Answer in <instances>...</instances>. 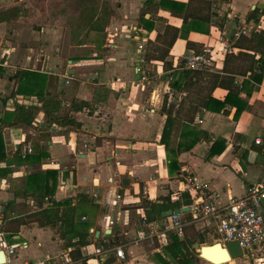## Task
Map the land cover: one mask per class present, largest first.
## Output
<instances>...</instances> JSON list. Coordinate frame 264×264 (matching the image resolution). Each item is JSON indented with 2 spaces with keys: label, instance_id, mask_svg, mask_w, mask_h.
Wrapping results in <instances>:
<instances>
[{
  "label": "crops",
  "instance_id": "1",
  "mask_svg": "<svg viewBox=\"0 0 264 264\" xmlns=\"http://www.w3.org/2000/svg\"><path fill=\"white\" fill-rule=\"evenodd\" d=\"M146 1L116 0L115 15L108 24L116 26V32L108 38L110 43L103 45L109 51L103 57L90 54L95 57L87 58L76 48L75 55L64 57L59 45L48 58L36 54L43 67L48 59V65L40 70L59 76L60 84L67 90L56 96L62 102L60 113L80 122V128L47 123L42 109L31 126L0 124L6 152V159H0V231L4 240L16 248L20 261L107 264L94 254V249L99 245L98 238H106L109 230L106 239L115 262L164 264L161 256L171 260L166 254L170 244L164 245L157 237L155 243L136 240L147 213L146 200L176 201L183 194L193 200L194 185L206 183L205 193L222 213L231 197L245 195L252 187L264 188V78L261 83L252 79L253 74L260 72L255 61L261 56V48L251 35L232 37L233 30L256 21L249 18L252 10L259 8L264 15V0H174L176 3L168 8L146 6ZM18 2L0 0V6L7 8ZM222 16L227 20H222ZM143 17L152 21L151 30L146 28ZM6 23L1 22L0 28ZM50 29L49 37L56 38L58 28ZM226 38L230 41L228 53L221 51ZM89 45L78 44L79 48ZM206 49L215 56L210 64L182 75L187 58ZM31 59V54L23 58ZM64 62L68 66L63 72ZM16 73L0 75V117L13 111L16 103L42 106L38 95L16 92L20 83ZM224 75L236 77L235 83L240 87L244 81H251L239 92L238 98L246 104L239 117H235L236 104H227L220 112L205 108L209 96L225 99L228 90L217 83ZM142 76L146 79L142 80ZM75 79L79 84L71 89L69 84ZM48 82L49 77L40 86H33V82L29 86L34 93L46 88L50 98L56 88L54 81L49 86ZM81 100L88 101L89 106L73 110L72 103ZM168 115L172 121L170 133L164 134ZM199 129L206 131L208 138L179 152L182 133L188 144ZM217 139L226 143L225 150L207 158ZM34 143L48 156L39 157V152L34 151L28 154L33 155L30 160L22 161L20 155L28 146L34 148ZM172 161L177 163L175 172L169 170ZM6 169L10 171L5 172ZM50 169L59 172L55 200L82 193L91 199L78 203L82 216L75 219L78 231L89 232L90 243L79 248L87 262L73 259L70 254L72 263L62 260L61 256L72 248L66 247L58 226H42L39 217L28 216L38 206L23 195L25 177ZM124 178L129 179L126 185ZM17 191L19 196H15ZM163 212L162 218L146 220L150 229L164 227L168 216L164 217ZM188 213L192 218L198 216V211L191 208L183 213L188 222ZM216 224L214 217L199 218L188 227L202 232L208 228L209 237L204 235V240L208 244H224ZM71 239L78 237L75 234ZM118 245H124L123 260L115 256ZM197 256L200 259L188 263L176 258L180 261L176 264H214L198 252ZM224 263L253 264L246 257L220 264Z\"/></svg>",
  "mask_w": 264,
  "mask_h": 264
},
{
  "label": "trees",
  "instance_id": "2",
  "mask_svg": "<svg viewBox=\"0 0 264 264\" xmlns=\"http://www.w3.org/2000/svg\"><path fill=\"white\" fill-rule=\"evenodd\" d=\"M32 7L27 6L26 4H19L11 6L5 9L0 10V23L1 22H11L17 21L22 18V13L28 11L29 14H32L33 10L39 8L42 15L45 16L44 22L55 23L57 20L62 19L66 25L69 26L71 30V40L75 44H84L85 38L91 33H100L105 34L106 28L113 16V9L109 4L108 0H30ZM47 1H49L50 14L47 13ZM228 1V0H223ZM176 2L173 0H147L145 5L153 6L158 4L164 8ZM178 3V2H177ZM184 6V5H183ZM34 15V14H33ZM260 9L255 8L251 11L249 18H254L258 20L261 17ZM146 28L151 30L153 24L151 20L143 17ZM222 20H227V17L222 16ZM220 27H223V24H220ZM40 28V27H37ZM244 36H241L242 38ZM251 37L256 41L259 48H261V56L258 60L255 61V68L260 70L259 73L253 74L252 79L255 82L261 83L264 78V35L258 33H252ZM239 38V39H240ZM0 65V75H4L5 72H1ZM195 72L191 70H183L184 73ZM177 73V71L175 72ZM20 83L16 90L19 94L27 95H38L42 101V106H26L24 104L16 103V106L13 111H8L4 114L3 117H0V124H9V125H27L31 126L34 122L36 114L39 110H43L45 113V119L47 123H56L62 126H72L75 128H80L82 124L69 116V114H61L62 102L56 96H51L48 98L49 91L43 89L38 93H34L31 88V83L33 86L41 85L45 83L49 77L48 86L53 84L54 77L49 76L48 72L41 71L40 69H22L17 71ZM35 81V82H34ZM236 77L231 75H224L217 82L219 86L224 87L228 90V93L224 100L217 99L213 96H209L205 103L206 109H213L220 112L227 104H236L237 111L235 117H239L242 111L244 110L246 104L245 102L238 98L239 92L243 87H246L247 83L251 81H244L240 87L235 83ZM31 85V86H29ZM5 101V100H3ZM88 101H74L72 103L73 110H82L85 107H88ZM172 121L168 115L167 123L164 128V134L170 133V126ZM183 133L181 135V140L179 143L178 151L190 150L199 140L202 138H208L207 132L199 129L195 132V136L190 143H185L183 141ZM222 139H217L207 156L211 158L216 154H221L225 148L226 143L222 142ZM34 151L39 152L38 156H48V154L41 150L38 143H34ZM31 154V153H30ZM33 155H28L24 153L20 155L22 161L30 160ZM6 159L5 146L3 143V133L2 127H0V159ZM177 163L172 161L169 163L170 172H175ZM10 171L6 169L5 172ZM58 170H47L44 173H34L27 175L25 177L23 195L26 199H33L36 202L38 209L32 213H29L28 216H37L42 220V226H58L61 238L65 240L66 247L72 248L69 251L73 259H79L82 262H87V258L81 255L79 248L90 243L88 239L89 232L87 230L78 231L76 217H81L82 212H79L78 203L81 202H90L91 199L87 194H78L77 197H68L61 200H55V194L58 186ZM20 192H15V196H19ZM74 200H77V203L74 205ZM42 203V205H40ZM47 205L44 206V204ZM147 213L144 217L145 220L153 221L158 218H162V212L168 209H176L182 207L193 206V200L190 195L183 194V196L176 201H171L170 198H165L162 203L151 202L149 200L145 201ZM193 216L191 213H188L189 220H192ZM195 230V228L192 226ZM78 237L74 241V236ZM204 235L202 233L194 232L192 236L188 233L185 234L183 238L178 237L175 234L170 235V246L166 247L167 256L171 258L176 264L177 262H191L195 258L200 259L195 250L194 243L199 240V237ZM104 239L98 238V244H101ZM108 241V239H106ZM113 244H116L115 242ZM112 245V244H110ZM176 258H178V261ZM167 257L161 256V262L164 264H173ZM115 262V257L110 255L106 260V263Z\"/></svg>",
  "mask_w": 264,
  "mask_h": 264
},
{
  "label": "built area",
  "instance_id": "3",
  "mask_svg": "<svg viewBox=\"0 0 264 264\" xmlns=\"http://www.w3.org/2000/svg\"><path fill=\"white\" fill-rule=\"evenodd\" d=\"M252 33L264 35V15L252 24L240 27L235 31L234 36L239 39L241 36L251 35ZM229 43L230 41L228 38L224 39L221 48L222 52H230ZM5 52H9V48L6 47ZM5 52L3 54H6ZM211 58H215L212 50L206 49L202 53H197L188 57L185 68L191 71L201 70L210 64ZM0 65L4 66V63L0 62ZM145 79L146 76H142V80ZM256 143H261L260 138L256 139ZM32 151L33 147L28 146L24 152V156L25 154L32 153ZM116 163L120 164V161ZM206 187V183H200L195 184L193 188L196 193L192 194V210L198 211V216H195L188 222L183 217V213H173L168 216V220L164 227L161 230L157 229L155 231L150 229L146 220L143 219V227L137 231L136 240L138 242L150 240L152 243H155L157 237L164 245H167L170 242L171 233L178 237H183L185 235L186 226L193 221L199 218L214 217L217 220L216 231L220 239L225 242L238 241L243 250L244 257L249 259L253 264H264V203L261 200L264 195V188L252 187L245 195L231 197L224 211L220 213L218 212L215 201L205 193L204 189ZM110 222L113 223V220H110ZM2 249L5 250L7 264H56V262L53 261L42 263L35 260H18L16 248L4 240L3 232L0 231V250ZM111 252L112 249L108 247L106 238L94 249V254L100 256L103 263L106 262ZM114 252L117 259H125L124 245L115 247ZM61 258L66 263H72L71 257L67 252L64 253ZM111 264H122V261Z\"/></svg>",
  "mask_w": 264,
  "mask_h": 264
},
{
  "label": "rangeland",
  "instance_id": "4",
  "mask_svg": "<svg viewBox=\"0 0 264 264\" xmlns=\"http://www.w3.org/2000/svg\"><path fill=\"white\" fill-rule=\"evenodd\" d=\"M17 1L19 2L12 6L19 4H26L27 6L32 7L30 0H23V1L17 0ZM108 1L115 15L116 0H108ZM47 7H48L47 13L50 14L51 10L49 6V1H47ZM5 8L6 6H0V10ZM31 13L32 14H29L28 11H25L22 13L21 19L17 21L7 22L5 26L0 28V62L1 63L7 62L6 66H1V72L16 73L17 71L22 69L44 70L45 67L48 65V59L44 64L45 67H43L42 66L43 62L36 60L35 58L36 54L40 53L41 55L48 58L49 53L57 51L56 48L58 45L62 46L64 50L63 53L64 57H66L67 55L68 56L75 55V50H74L75 48L77 50V53H80L81 56L83 55L84 57L87 58H93L97 55H101L98 57H103L104 55L109 53V51H107L108 48H105V46L103 45L106 43L108 44L110 43L109 39L113 37L111 34L116 32V26L113 25H111V27L108 26V29L105 34H100V33L89 34L85 38L86 39L85 42H87L90 45L79 48V46L76 45L71 40V30L69 26L64 23L62 19L57 20L55 23L44 22L45 16L42 15L39 8L33 10V12ZM52 26L58 28V35L56 34L57 35L56 38L49 37V34L52 33L50 29ZM37 27H40V29H38ZM52 45L53 48L49 49V47H51ZM6 47L9 48V52L7 53L5 52ZM4 52L6 54H3ZM30 54L32 55V59L30 61L28 60L29 62L27 60H23V58L27 59V57H29ZM90 54H96V55L91 57ZM67 66L68 63L64 62V66H63L64 69H61V71L64 72ZM53 77H54V86L56 89L55 91H51V95L58 96V94H60L61 92L64 94L67 90L62 87V84H60L61 82L59 76H53ZM78 82L79 80L75 79L74 82L70 83L69 86L71 87V89L77 87L79 84ZM60 85L62 88L60 87ZM64 107L66 106L64 105ZM186 227L187 229L185 234L188 233L190 236H192V234L196 231L198 233L200 232L203 235H207L209 237L208 228L206 231L202 232L196 229L194 230L191 226L188 227V225ZM205 244H208V242L205 241ZM195 264H202V262L199 261L196 262Z\"/></svg>",
  "mask_w": 264,
  "mask_h": 264
},
{
  "label": "water",
  "instance_id": "5",
  "mask_svg": "<svg viewBox=\"0 0 264 264\" xmlns=\"http://www.w3.org/2000/svg\"><path fill=\"white\" fill-rule=\"evenodd\" d=\"M235 31H232V37ZM186 174V173H184ZM129 179L124 178L123 183L126 185L128 184ZM262 202L264 203V195L261 198ZM190 207H182L176 209H169L163 212V216L167 217L172 215L173 213H186L190 211ZM108 232L106 233V238H108ZM205 240L204 237L200 236L199 240L194 244V248L198 252L201 258H204L207 261H219V260H235L239 258H244L243 250L238 241H228L224 244L222 242H215L213 244H204ZM228 263V262H227ZM0 264H7L6 263V254L5 250H0ZM225 264V263H224Z\"/></svg>",
  "mask_w": 264,
  "mask_h": 264
},
{
  "label": "bare ground",
  "instance_id": "6",
  "mask_svg": "<svg viewBox=\"0 0 264 264\" xmlns=\"http://www.w3.org/2000/svg\"><path fill=\"white\" fill-rule=\"evenodd\" d=\"M224 261V259H222V260H219V261H212L214 264H220V263H222Z\"/></svg>",
  "mask_w": 264,
  "mask_h": 264
}]
</instances>
